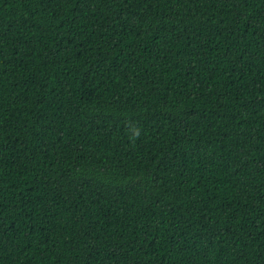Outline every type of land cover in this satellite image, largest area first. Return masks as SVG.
<instances>
[{"label": "trees", "instance_id": "obj_1", "mask_svg": "<svg viewBox=\"0 0 264 264\" xmlns=\"http://www.w3.org/2000/svg\"><path fill=\"white\" fill-rule=\"evenodd\" d=\"M0 264H264V0H0Z\"/></svg>", "mask_w": 264, "mask_h": 264}, {"label": "clouds", "instance_id": "obj_2", "mask_svg": "<svg viewBox=\"0 0 264 264\" xmlns=\"http://www.w3.org/2000/svg\"><path fill=\"white\" fill-rule=\"evenodd\" d=\"M139 135H140V132H139V131H137V133H136V136H137V138L139 137Z\"/></svg>", "mask_w": 264, "mask_h": 264}]
</instances>
